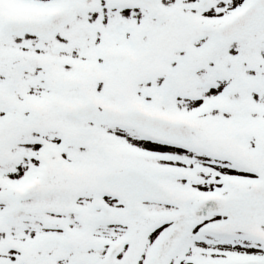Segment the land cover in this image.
<instances>
[{"label":"snow or ice","instance_id":"1","mask_svg":"<svg viewBox=\"0 0 264 264\" xmlns=\"http://www.w3.org/2000/svg\"><path fill=\"white\" fill-rule=\"evenodd\" d=\"M0 264H264V0H0Z\"/></svg>","mask_w":264,"mask_h":264}]
</instances>
